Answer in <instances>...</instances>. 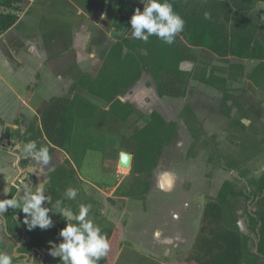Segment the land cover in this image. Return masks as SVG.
<instances>
[{
    "label": "rangeland",
    "instance_id": "rangeland-1",
    "mask_svg": "<svg viewBox=\"0 0 264 264\" xmlns=\"http://www.w3.org/2000/svg\"><path fill=\"white\" fill-rule=\"evenodd\" d=\"M47 5L51 12L48 19L53 23L58 22V17L72 25L82 23V17L72 18L76 15L77 6L71 0H47ZM254 12L264 20V7H256ZM116 21L111 11L98 15V22L108 30ZM108 38V43L98 49L101 55L111 46V39L118 40L110 32ZM192 55L194 80H191L193 85L187 96L159 97L155 79L145 71L124 92L121 101L130 103L134 109L126 120H121L110 111L107 116L96 115L94 123L90 118L85 123L80 121L73 145L65 150L78 171L69 160L68 163L56 164L58 167L46 165L48 171L52 169L47 177L50 196L51 189L57 199H63L64 190L69 186L78 189L75 200H64L65 213L62 215L54 211L56 203L51 205L48 202V207L54 209L49 212L53 221L47 235L50 242L59 243L62 239L60 230L66 225L62 217L78 215L81 203L92 205L88 218L101 230L110 228L122 235V228L129 220L131 228L138 229V218L143 211L141 207L146 200L158 197V202L167 204L179 201L180 197L176 194L162 195L156 191L157 176L171 172L178 179L176 191L182 197L186 198L187 192L193 191L192 200L197 202L198 198L201 199L193 210L195 217L201 209L204 211L207 203H221L225 208L226 223L243 236V264H264V194L257 196L259 191L255 189L257 183L260 187L264 186V112L258 111L262 117L259 121L260 117L250 108L249 103L256 102L257 89L254 93L253 82L247 76L257 63L215 57L202 49H192ZM210 74L228 79L231 94L228 101L224 102L222 92L213 86L210 89L203 82ZM263 102L261 105L264 107ZM153 111L174 122L176 133L160 150L155 166L138 173L133 162L138 142L133 135L149 121ZM100 120H104L105 124L98 127ZM86 141L93 142L91 148L85 149ZM124 152L132 155L131 168L120 164V156ZM117 170L123 172L119 180ZM205 180L207 183H204ZM221 191L225 193L222 195ZM103 202L107 207L102 206ZM103 208L104 212L101 211ZM250 213L259 219L258 225L250 223ZM71 222L75 223V220ZM11 225L12 233L21 231L16 235L20 234L27 244L30 237L26 227L15 222ZM194 226L185 230L184 235L192 234ZM35 248L46 254L44 264H60L50 254V247L42 245ZM116 255L112 258L115 259ZM14 262L22 263L19 260Z\"/></svg>",
    "mask_w": 264,
    "mask_h": 264
},
{
    "label": "crops",
    "instance_id": "crops-1",
    "mask_svg": "<svg viewBox=\"0 0 264 264\" xmlns=\"http://www.w3.org/2000/svg\"><path fill=\"white\" fill-rule=\"evenodd\" d=\"M133 6L134 9L140 8L142 3L138 0ZM256 7L263 8L264 4H258ZM49 9L47 0H30L28 5L16 11L19 15L17 23L7 31H0V199L11 198L14 192L16 194V189L12 187L13 181L21 187L24 184L31 187L45 182V195L49 197V200L44 202L45 207H48L51 200L47 177L52 169L48 171L46 165H37L34 154L26 153L25 146L28 142L35 141L38 148L45 146L50 149L48 151L50 157L48 164H52L50 166L58 167L59 164L68 163L70 159L68 153L50 145L42 128V112L55 97L72 99L80 97L98 109L106 110L108 113L111 111L112 103L90 92L79 81L86 74L94 79L97 77L104 65L102 52L98 49H102L108 43L109 32L112 36V32L118 30L115 29L114 24L109 30L102 26L98 22L99 13L111 11L117 20L119 18L117 6L110 0L108 4L105 1L103 6L99 5L90 15L77 7L76 15L72 18L82 17L80 25L66 23L64 20L61 21L60 17L58 22L53 23L48 19L51 13ZM192 49L208 51L198 47ZM208 52L217 57L212 52ZM231 58L257 63L253 60L232 56ZM192 63L193 59L182 61L181 69L192 72ZM252 85L255 87L254 93L257 89L256 102L251 101L249 104L252 111L260 117L258 119L260 121L262 117L258 111L264 112V107L261 105L264 101V85L259 87L253 83ZM208 87L212 89L211 85ZM124 95V93L120 94L116 98L122 100ZM81 121L85 123L88 120L81 119ZM5 139L8 140L7 144L4 142ZM70 162H73L78 171L74 161ZM165 173L171 176L170 188L167 190L162 187ZM116 176L118 180L121 179L123 172L117 170ZM177 180L171 172L157 176V194H176L180 197L179 201L167 204L158 202V197L146 200L142 204L143 211L138 222L132 221L137 222L138 229L131 228L132 223L129 220L122 228V235L118 230H114L120 244L108 253L109 264L182 263L195 244L208 203L204 211L201 209L198 217H195L193 210L201 199L198 198L197 202L192 200L195 195L193 191L187 192L186 198L182 197L176 191ZM204 183H207V180ZM99 190L103 191L101 188ZM4 192H9L7 197ZM102 206L107 207L104 202ZM101 211L104 212L105 209ZM21 215L19 209L10 207L5 213L0 214V252L10 255L9 246L22 241L25 244L24 251H39L42 254L39 263L44 264L46 259L44 252L35 247L27 249L25 240L20 234L16 235L21 231L15 234L9 232L12 225H9L8 219L13 218L14 220H11L13 223H20ZM191 226H194V232L185 236L184 231ZM115 254L117 255L113 259ZM15 260L19 259H12V264H16ZM19 261L22 262L21 264H27L22 260Z\"/></svg>",
    "mask_w": 264,
    "mask_h": 264
},
{
    "label": "trees",
    "instance_id": "trees-1",
    "mask_svg": "<svg viewBox=\"0 0 264 264\" xmlns=\"http://www.w3.org/2000/svg\"><path fill=\"white\" fill-rule=\"evenodd\" d=\"M71 1L86 13L92 14L106 0ZM110 1L118 8L119 18L115 27L124 31V34L118 40L111 39V46L103 51L104 65L97 77L94 79L86 74L79 83L112 103L111 112L121 120H126L134 109L130 103L122 102L116 97L128 90L145 71L151 73L155 79L159 96H187L193 75L182 70L181 63L194 58L192 47L204 48L223 59L232 56L257 61L248 78L256 86L264 84V20L258 18L254 12L258 4H264V0H170L174 11L185 21L184 30L177 34L171 45L163 43L156 36H150L147 43L132 37L130 19L135 10L133 5L138 0ZM29 3L30 0H0V31H7L15 25L19 20L16 11ZM140 9L143 11V4ZM205 13H208V19H205ZM203 82L222 92L224 102L231 98L228 79L224 76L210 74ZM96 115L107 116L108 111L98 109L80 97H55L42 112L43 132L50 145L69 150L81 119L90 118L94 123ZM104 124L105 121L100 120L98 127ZM175 133V123L153 111L149 121L133 135V139L138 142L133 157L134 169L141 173L154 167L160 150ZM85 143V149L93 145L91 141ZM255 185L256 192L259 191L257 196L264 194V186L260 187L258 183ZM51 191L50 203L53 205L57 196L53 189ZM20 213V223L26 227L30 237L26 248L42 245L51 247L47 237L49 228L42 230L37 227L29 230L23 222L25 214L21 210ZM249 217L250 223L255 226L259 224L257 217L251 213ZM62 218L65 221V217ZM11 220L14 219H8L10 225ZM9 232L12 233V230L9 229ZM102 232L109 239V252L120 244L113 229L108 228ZM244 248L241 233L226 223L222 204L209 202L195 244L181 264H241ZM56 259L62 264L59 257ZM99 264H109L108 254L100 259Z\"/></svg>",
    "mask_w": 264,
    "mask_h": 264
},
{
    "label": "clouds",
    "instance_id": "clouds-1",
    "mask_svg": "<svg viewBox=\"0 0 264 264\" xmlns=\"http://www.w3.org/2000/svg\"><path fill=\"white\" fill-rule=\"evenodd\" d=\"M143 11L139 7L134 10L130 19L132 37L136 40L148 42L150 36H156L163 43L171 45L175 42L177 34L184 30L185 21L179 13L174 11L170 0H140ZM205 13V19H208ZM25 152L34 154L37 165H47L50 161L48 148L37 147L35 141L25 146ZM12 187L16 194L11 198L0 199V214L10 207L21 210L24 215V224L29 230L39 227L42 230L52 227L53 221L49 212L53 208L45 207L44 202L49 200L45 195V182L34 186L24 184L21 187L13 181ZM5 196L9 192H4ZM78 189L67 187L63 199H57L55 212L65 213L64 200H75ZM91 204H79V213L74 216H65L66 225L60 230L62 239L59 243L50 242V254L59 257L62 264H99L110 250V242L99 225L88 218ZM75 220V223L71 222ZM0 264H12V257L0 252Z\"/></svg>",
    "mask_w": 264,
    "mask_h": 264
},
{
    "label": "built area",
    "instance_id": "built-area-1",
    "mask_svg": "<svg viewBox=\"0 0 264 264\" xmlns=\"http://www.w3.org/2000/svg\"><path fill=\"white\" fill-rule=\"evenodd\" d=\"M24 249L25 244L22 241H17L8 248L11 257L14 259L22 260L27 264H34L35 262L39 263L41 261L42 254L39 253V251L33 250L25 252Z\"/></svg>",
    "mask_w": 264,
    "mask_h": 264
},
{
    "label": "water",
    "instance_id": "water-1",
    "mask_svg": "<svg viewBox=\"0 0 264 264\" xmlns=\"http://www.w3.org/2000/svg\"><path fill=\"white\" fill-rule=\"evenodd\" d=\"M109 3V0H106V4ZM106 9H107V5H106ZM123 31L122 30H114L112 32V36L115 39H120V37L122 36ZM4 142L7 144L8 140L5 139ZM131 163H132V155L129 153H122L121 154V158H120V164H122L123 166L127 167V168H131ZM167 175V176H166ZM163 180H165L162 184V187L164 189H169L170 188V179L171 177H169V175L167 173L164 174L163 176Z\"/></svg>",
    "mask_w": 264,
    "mask_h": 264
},
{
    "label": "bare ground",
    "instance_id": "bare-ground-1",
    "mask_svg": "<svg viewBox=\"0 0 264 264\" xmlns=\"http://www.w3.org/2000/svg\"><path fill=\"white\" fill-rule=\"evenodd\" d=\"M167 176V175H166Z\"/></svg>",
    "mask_w": 264,
    "mask_h": 264
}]
</instances>
